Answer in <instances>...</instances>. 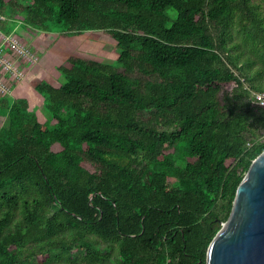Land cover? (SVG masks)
<instances>
[{
	"label": "trees",
	"instance_id": "1",
	"mask_svg": "<svg viewBox=\"0 0 264 264\" xmlns=\"http://www.w3.org/2000/svg\"><path fill=\"white\" fill-rule=\"evenodd\" d=\"M0 17L2 37L117 49L34 83L51 128L0 95V264H205L264 151V0H0Z\"/></svg>",
	"mask_w": 264,
	"mask_h": 264
},
{
	"label": "rangeland",
	"instance_id": "2",
	"mask_svg": "<svg viewBox=\"0 0 264 264\" xmlns=\"http://www.w3.org/2000/svg\"><path fill=\"white\" fill-rule=\"evenodd\" d=\"M18 45L27 50L30 57L15 56L9 53V41H4L0 35V45L3 46L6 54H9L14 65L16 66V76H12L10 72L0 70V80L5 86V94L11 97H17L16 87L22 80L27 77L28 84L31 86L40 80L59 85V73L57 68L69 57H80L84 59H92L95 61L110 62L115 64L117 58L116 44L108 36L100 32H87L79 37H63L58 35L53 27L47 33H41L36 36L29 35L19 30L17 35H12ZM36 46L37 49H34ZM4 53V54H5ZM32 57V58H31ZM30 59V60H29ZM38 66L41 70L35 69ZM31 70V71H30ZM35 72V73H34ZM36 74L33 79L28 76ZM39 81V80H38ZM229 88V86H227ZM0 95H2L0 93ZM30 100V99H29ZM34 108L38 120L47 128L53 127L54 122L49 119L41 108V101L32 102L30 110Z\"/></svg>",
	"mask_w": 264,
	"mask_h": 264
},
{
	"label": "water",
	"instance_id": "3",
	"mask_svg": "<svg viewBox=\"0 0 264 264\" xmlns=\"http://www.w3.org/2000/svg\"><path fill=\"white\" fill-rule=\"evenodd\" d=\"M205 264H264V151L238 185L230 214L207 247Z\"/></svg>",
	"mask_w": 264,
	"mask_h": 264
},
{
	"label": "built area",
	"instance_id": "4",
	"mask_svg": "<svg viewBox=\"0 0 264 264\" xmlns=\"http://www.w3.org/2000/svg\"><path fill=\"white\" fill-rule=\"evenodd\" d=\"M0 19H4L3 17H0ZM2 36V35H1ZM2 37L4 41H9L8 48L10 52L13 53L15 56H21V57H30V54L27 50H24V48L20 45H18L17 41L11 37ZM5 49L0 45V70H3L5 72H10L12 76H16V66L14 65L11 57L9 54H4ZM32 58V57H31ZM30 60V59H29ZM6 92L5 86L3 82L0 80V93L4 95ZM253 101L260 107L264 108V93H255L253 94ZM264 138V137H263Z\"/></svg>",
	"mask_w": 264,
	"mask_h": 264
},
{
	"label": "crops",
	"instance_id": "5",
	"mask_svg": "<svg viewBox=\"0 0 264 264\" xmlns=\"http://www.w3.org/2000/svg\"><path fill=\"white\" fill-rule=\"evenodd\" d=\"M3 47V46H2ZM34 49H37L36 46H33ZM35 69H39L41 70L38 66H34ZM31 71V70H30ZM35 73V72H34ZM33 73V74H34ZM37 74V73H36ZM36 74L32 75H28L30 77V79H33L34 77H37ZM42 77L37 78L38 80H40ZM28 78L26 77L25 80H22L19 85L16 87V92H17V97H22V98H26L29 102V104L31 105L32 102H36L38 100L41 101V108L43 110V103H42V98L34 91L33 89V85L31 86L30 84H28ZM37 80V81H38ZM36 81V82H37ZM30 99V100H29ZM32 110H34V108L32 107Z\"/></svg>",
	"mask_w": 264,
	"mask_h": 264
}]
</instances>
